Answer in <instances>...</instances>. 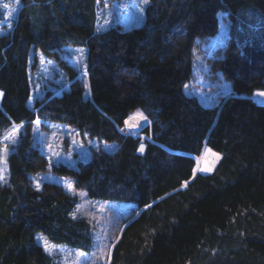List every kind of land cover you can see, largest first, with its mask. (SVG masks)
<instances>
[{
    "label": "trees",
    "instance_id": "16d2710c",
    "mask_svg": "<svg viewBox=\"0 0 264 264\" xmlns=\"http://www.w3.org/2000/svg\"><path fill=\"white\" fill-rule=\"evenodd\" d=\"M103 4L20 0L12 28L0 32V129L23 124L0 183V264H55L39 232L94 247L92 223L73 214L78 197L57 182L33 184L49 162L34 143L36 120L118 143L77 166H53L90 198L135 203L106 264H264V103L253 97L264 90V0H149L143 24L97 30ZM221 20L225 41L211 47ZM203 43L209 73L232 84L213 106L184 90ZM70 45L88 48L85 74L66 65L70 83L29 106L31 52L59 59ZM139 109L149 122L129 131ZM207 149L219 161L204 174Z\"/></svg>",
    "mask_w": 264,
    "mask_h": 264
},
{
    "label": "rangeland",
    "instance_id": "374dc122",
    "mask_svg": "<svg viewBox=\"0 0 264 264\" xmlns=\"http://www.w3.org/2000/svg\"><path fill=\"white\" fill-rule=\"evenodd\" d=\"M5 4L8 5L7 8L4 7ZM145 5L143 0H104L96 28L104 30L113 25H122L123 29H130L139 26L145 20ZM19 9L20 0L19 4L16 3V0H0V32L13 26ZM226 32L227 23L221 20L219 33L210 40L208 45L214 47L218 43L223 44ZM208 45L203 43L201 46L203 50L196 49L193 58V76L186 82L184 90L187 95L197 96L204 105L213 106L218 104L222 97L231 94L232 84L220 71L216 74L209 73L205 64ZM35 56L38 62L36 69L30 72L29 106H33L35 101L42 98L48 90H59L70 83V71L66 65H71L79 72V75L85 74L88 48L86 46H65L59 59L49 57L41 50H33L30 56L31 62ZM141 113L146 119L140 115ZM129 119H134L139 124L130 125ZM129 119L126 122L129 131H139L149 122L147 116L140 109ZM22 127L23 124H14L9 129H0V176L3 177L0 183L5 184L9 181L8 157L19 141V131ZM33 127L34 143L39 146L49 161L46 170L31 175L33 184L36 187H41L45 181L57 182L62 184L68 192L78 197L73 214L76 217L84 216L92 223L94 247L91 251L73 248L51 240L42 232L37 234V240L45 250L46 248L50 249V251H46L53 258L55 264L108 263L111 246L117 239L125 220L134 213L135 203L90 198L84 189L76 187L73 177L54 172L53 166L58 164L77 166L78 161L90 160L94 150L113 151L117 148L118 143L91 137L66 123L48 121L41 123L40 120H36ZM204 155L199 158L198 171L201 173H205L203 170L205 162L202 159Z\"/></svg>",
    "mask_w": 264,
    "mask_h": 264
},
{
    "label": "bare ground",
    "instance_id": "6f19581e",
    "mask_svg": "<svg viewBox=\"0 0 264 264\" xmlns=\"http://www.w3.org/2000/svg\"><path fill=\"white\" fill-rule=\"evenodd\" d=\"M1 93V92H0ZM260 93H264V90H259L255 92V96L258 97L257 99L262 101L264 103V95H259ZM3 96V93H2ZM1 98V95H0ZM130 125H137L139 123L135 122L134 119H129L128 120ZM136 127V126H135ZM138 127V126H137ZM136 127V128H137ZM204 155V154H203ZM202 159L204 160L205 164L203 166V170L205 173H210L214 170V168L216 167V164L218 163V156L217 154L214 153V151L208 149L205 152V155L202 157Z\"/></svg>",
    "mask_w": 264,
    "mask_h": 264
},
{
    "label": "snow or ice",
    "instance_id": "6c2138e0",
    "mask_svg": "<svg viewBox=\"0 0 264 264\" xmlns=\"http://www.w3.org/2000/svg\"><path fill=\"white\" fill-rule=\"evenodd\" d=\"M148 2H149V0H143V3L144 4H148ZM16 3L19 4V0H16ZM4 7L7 8L8 5L5 4ZM0 95H2V93H0ZM259 95H264V93H260ZM140 115L143 117V114L142 113ZM143 118L146 119V117H143ZM6 139H7V137H6ZM143 150H144L143 149V146H141L140 151L143 152ZM2 179H3V177L0 176V180H2ZM46 250H49L50 251V249H47V248H46Z\"/></svg>",
    "mask_w": 264,
    "mask_h": 264
},
{
    "label": "water",
    "instance_id": "95a60500",
    "mask_svg": "<svg viewBox=\"0 0 264 264\" xmlns=\"http://www.w3.org/2000/svg\"><path fill=\"white\" fill-rule=\"evenodd\" d=\"M141 146H143V152L140 151ZM145 149H146V144L144 142L140 143L139 147H138V153L143 155L145 153Z\"/></svg>",
    "mask_w": 264,
    "mask_h": 264
},
{
    "label": "clouds",
    "instance_id": "9594fccd",
    "mask_svg": "<svg viewBox=\"0 0 264 264\" xmlns=\"http://www.w3.org/2000/svg\"><path fill=\"white\" fill-rule=\"evenodd\" d=\"M254 98H255V93H254V96H253ZM218 164V163H217ZM217 166V165H216ZM213 172V171H212ZM204 174H209V173H204Z\"/></svg>",
    "mask_w": 264,
    "mask_h": 264
},
{
    "label": "crops",
    "instance_id": "0c3cea01",
    "mask_svg": "<svg viewBox=\"0 0 264 264\" xmlns=\"http://www.w3.org/2000/svg\"><path fill=\"white\" fill-rule=\"evenodd\" d=\"M0 92L2 93V91L0 90ZM0 99H2V95H1V98Z\"/></svg>",
    "mask_w": 264,
    "mask_h": 264
}]
</instances>
